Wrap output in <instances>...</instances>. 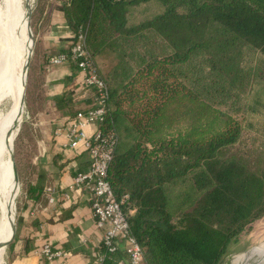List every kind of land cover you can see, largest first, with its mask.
Listing matches in <instances>:
<instances>
[{"label": "trees", "instance_id": "16d2710c", "mask_svg": "<svg viewBox=\"0 0 264 264\" xmlns=\"http://www.w3.org/2000/svg\"><path fill=\"white\" fill-rule=\"evenodd\" d=\"M148 1L61 0L59 8L74 39L86 34L93 56L119 53L103 76L109 95L101 128L117 133L108 178L118 197L129 196L130 231L146 263L224 264L264 215V167L254 168L239 146L243 119L189 85L183 65L212 49L206 88L226 94L221 85L240 74L226 56L231 44L241 41L264 57V0H160L161 12L130 23L132 8ZM30 96L29 81L31 104ZM179 182L187 187L178 211L169 188ZM120 257L108 253L106 262Z\"/></svg>", "mask_w": 264, "mask_h": 264}, {"label": "rangeland", "instance_id": "374dc122", "mask_svg": "<svg viewBox=\"0 0 264 264\" xmlns=\"http://www.w3.org/2000/svg\"><path fill=\"white\" fill-rule=\"evenodd\" d=\"M60 1L13 0L11 3L12 12L18 39L31 42L32 48L35 50L37 40H41L42 36L49 31V25L54 24V19L56 22L63 20V13H60L56 9L61 4ZM5 7L3 3H0V13H3V25L0 28V74L7 67L5 54L11 46L10 30L7 33L4 30V25L9 22ZM163 9L164 5L160 0L141 3L132 8L130 23H138L161 12ZM29 16L31 29L28 26ZM31 31L33 38L31 37ZM69 31L74 36V32L70 28ZM73 40L75 39L72 38L71 41ZM71 43L73 42L68 44L64 41L63 46L65 47L61 52L69 51ZM158 43L164 46L163 41H158ZM211 50H208L207 53L202 52L195 55L191 62L183 65L186 76L185 81L194 88H197L205 98L212 100L218 106L230 110L233 114L243 119L245 129L239 146L246 152L249 163L254 168L264 167V79L260 76L261 71L264 70V57L258 51L241 41H236L231 44L229 50L226 51V56L230 57L233 64H236L237 71L240 73L239 78L235 82L228 80L221 85V87L224 86L227 89L226 94L218 93L216 96H212V92L206 88L209 83V75L212 72L209 65V52ZM32 57L33 54L30 59V64ZM19 59L15 71L12 72V70L6 76V82L2 87V95H0V234L5 231L9 221L12 220L11 211L16 207L15 235L17 234L21 212L27 201V194L25 192L29 188L28 182L37 176L36 167L38 158L40 157L38 150L41 144V136L44 133L36 125L33 106H31L30 102H27L29 71L26 82L25 111L21 115L19 100L16 112L6 119L8 112L15 103L18 89H21L22 92L25 85L26 75L25 73L23 75L20 74ZM94 59L100 73L105 77L119 62V53L104 49L101 54L94 56ZM47 63L50 64L49 62ZM67 63L75 64L74 62ZM3 66L5 67L2 69L1 67ZM3 124L9 126L8 131L5 130ZM20 124L21 129L17 135ZM3 169H6L5 172H1ZM16 171L19 181L17 180ZM186 187L187 185L179 182L174 184L171 189L169 188L174 210L179 211L185 205L182 195ZM21 207L22 210H20ZM11 233L12 227L0 239L2 243L0 247V264H6L8 246L11 242ZM263 247L264 215L251 223L242 232L238 240L233 244L232 251L227 255L224 264H231L233 259L237 264H264V257L262 256L264 252Z\"/></svg>", "mask_w": 264, "mask_h": 264}, {"label": "crops", "instance_id": "0c3cea01", "mask_svg": "<svg viewBox=\"0 0 264 264\" xmlns=\"http://www.w3.org/2000/svg\"><path fill=\"white\" fill-rule=\"evenodd\" d=\"M59 6L56 9L63 13ZM62 15L63 20L56 22L54 19V24L49 25V31L39 40V50H34L29 67L31 105L35 110L36 125L44 133L38 150L37 176L28 182L27 201L13 241L16 216L12 224V242L8 246L6 264H98V256L103 250V231L96 226L91 193L78 188L72 191L71 198L63 195L74 175L88 170L90 161L83 146H63L60 128L68 124L75 112L92 107L94 97L75 64L47 63V57L58 54L65 47L64 41L68 44L74 41H71L74 36L64 13ZM24 88L25 85L20 98ZM97 128L91 125L87 130L91 133ZM49 188L56 189L55 203L48 201ZM46 243L63 254L48 259L35 252Z\"/></svg>", "mask_w": 264, "mask_h": 264}, {"label": "built area", "instance_id": "2783aa9c", "mask_svg": "<svg viewBox=\"0 0 264 264\" xmlns=\"http://www.w3.org/2000/svg\"><path fill=\"white\" fill-rule=\"evenodd\" d=\"M48 62L53 65L74 62L83 73L94 97L92 107L77 111L68 124L60 128L63 146L66 148L83 146L90 161L88 170L78 171L63 195L71 198L72 191L78 188H85L91 193L93 215L97 228L103 231L102 244L105 248L98 256V264H107V254L118 252H123L124 257L121 256L117 264H147L143 247L130 231L129 213L125 209L129 196L118 197L108 178L118 136L114 129L101 128V124L106 119L109 89L87 45L86 34L81 31L69 51L49 56ZM91 125H96L98 128L90 133L87 129ZM55 192V188H49L50 203L56 201ZM35 252L48 259L63 254L49 243Z\"/></svg>", "mask_w": 264, "mask_h": 264}, {"label": "bare ground", "instance_id": "6f19581e", "mask_svg": "<svg viewBox=\"0 0 264 264\" xmlns=\"http://www.w3.org/2000/svg\"><path fill=\"white\" fill-rule=\"evenodd\" d=\"M12 2H13V0H0V3H3L6 6L5 7V10H7V16H8V21H9V22H7L6 25H4V30H6V33H7V31L9 32V30H10V39H11V46H10V49L11 50L9 49L6 52V54H5L6 59H7V61H6L7 67L0 74V95H2V87H3L4 83L6 82V79H7L6 76L12 70H13L12 72L15 71L16 64L18 62L19 57H20V59H19V66H20V69L19 70H20V74L23 75L25 73L26 64H27L28 58H29V56L31 54V48H32L31 42H26L25 40H19L18 37H17L16 30H15L14 15H13V12H12V4H11ZM2 15H3V13H0V28H2V25H3ZM0 50H1V48H0ZM4 67L5 66H3L1 68L3 69ZM18 90L19 91L17 92L15 103L13 104L11 110L8 112V114L6 116V119H8L9 117H11L16 112V110H17V107L19 105L20 95H21V89H18ZM4 126H5V130L8 131L9 130V126L8 125H4ZM1 154H2V150H1ZM5 170L3 169V171H1V172H5ZM6 183H7V181H6ZM11 212H12V220L9 221V224H8L7 228L5 229V231L0 234V239H2L3 236L5 235V233L8 232V230H10L11 227H12L13 220H14L15 215H16V210L13 209ZM1 245H2V243L0 241V247H1ZM263 250H264V247H263ZM262 256L264 257V252H263Z\"/></svg>", "mask_w": 264, "mask_h": 264}, {"label": "water", "instance_id": "95a60500", "mask_svg": "<svg viewBox=\"0 0 264 264\" xmlns=\"http://www.w3.org/2000/svg\"><path fill=\"white\" fill-rule=\"evenodd\" d=\"M29 27H30V29H31V25H30V16H29V25H28ZM31 37L33 38V33H32V31H31ZM33 41H34V39H33ZM34 44H35V41H34ZM34 47V46H33ZM33 51L34 50H32V52H31V54H30V56H29V58H28V61H27V64H26V68H25V75H26V80H25V88H24V94L22 95V98L20 99V107H21V115L24 113V108H25V93H26V82H27V77H28V71H29V64H30V59H31V56H32V54H33ZM22 124V123H21ZM21 124H20V127H19V131H18V133H17V135L19 134V132H20V129H21ZM17 137V136H16ZM13 156V155H12ZM14 164H15V162H14ZM15 167H16V165H15ZM16 175H17V180L19 181V178H18V173H17V171H16ZM15 232H16V230L13 232V236H12V241L15 239ZM11 241V242H12Z\"/></svg>", "mask_w": 264, "mask_h": 264}]
</instances>
